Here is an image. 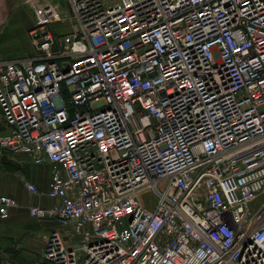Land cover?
I'll return each mask as SVG.
<instances>
[{
    "label": "built area",
    "instance_id": "obj_1",
    "mask_svg": "<svg viewBox=\"0 0 264 264\" xmlns=\"http://www.w3.org/2000/svg\"><path fill=\"white\" fill-rule=\"evenodd\" d=\"M25 2L0 155L50 166L41 264H264V0Z\"/></svg>",
    "mask_w": 264,
    "mask_h": 264
},
{
    "label": "crops",
    "instance_id": "obj_2",
    "mask_svg": "<svg viewBox=\"0 0 264 264\" xmlns=\"http://www.w3.org/2000/svg\"><path fill=\"white\" fill-rule=\"evenodd\" d=\"M34 20L33 7L25 0H0V60H16L33 55V52L25 54L24 44L26 41L30 44L28 32ZM6 130L0 115V134ZM49 179V165H31L21 155H0V194L16 199L19 204L11 211L8 220L0 221V264H41V246L36 249L35 245L41 242L42 236L53 228L54 223L51 220L31 219L26 209L31 204L46 207L55 202L46 197L30 196L24 190L23 183L28 181L44 192L47 191Z\"/></svg>",
    "mask_w": 264,
    "mask_h": 264
},
{
    "label": "rangeland",
    "instance_id": "obj_3",
    "mask_svg": "<svg viewBox=\"0 0 264 264\" xmlns=\"http://www.w3.org/2000/svg\"><path fill=\"white\" fill-rule=\"evenodd\" d=\"M54 2H58L62 8V10L64 12H67V6H66V0H53ZM66 31H68V27L65 29ZM24 49H25V54H31L33 52L32 47L30 46V44L26 41V44H24ZM158 189L160 191H162L164 189V185L163 184H159L158 185ZM140 200L143 203V205H145L146 207H151L152 204L155 202V195L151 190H145L140 194ZM42 242V241H41ZM41 242L39 241V243H36L35 248L38 249L41 246ZM28 248H31V245H28ZM18 249V248H17ZM15 253H12V255H14ZM15 258V257H14ZM11 264H17L15 262L11 263Z\"/></svg>",
    "mask_w": 264,
    "mask_h": 264
}]
</instances>
